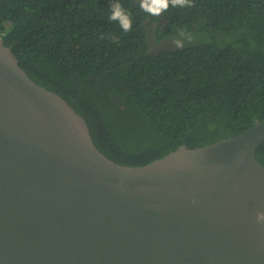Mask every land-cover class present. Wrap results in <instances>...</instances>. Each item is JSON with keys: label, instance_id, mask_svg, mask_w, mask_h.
<instances>
[{"label": "water", "instance_id": "obj_1", "mask_svg": "<svg viewBox=\"0 0 264 264\" xmlns=\"http://www.w3.org/2000/svg\"><path fill=\"white\" fill-rule=\"evenodd\" d=\"M263 141L264 118L118 162L0 34V264H264Z\"/></svg>", "mask_w": 264, "mask_h": 264}, {"label": "trees", "instance_id": "obj_2", "mask_svg": "<svg viewBox=\"0 0 264 264\" xmlns=\"http://www.w3.org/2000/svg\"><path fill=\"white\" fill-rule=\"evenodd\" d=\"M113 2L0 0L5 43L87 119L108 157L146 164L264 118V0H194L160 16L118 0L131 32L109 19ZM180 29L194 37L183 48ZM256 154L264 164V141Z\"/></svg>", "mask_w": 264, "mask_h": 264}, {"label": "clouds", "instance_id": "obj_3", "mask_svg": "<svg viewBox=\"0 0 264 264\" xmlns=\"http://www.w3.org/2000/svg\"><path fill=\"white\" fill-rule=\"evenodd\" d=\"M170 7L191 8L194 7V0H140V8L152 16H160ZM109 19L116 21L124 32H131L133 23L131 12L126 10L118 0L111 4ZM193 39L192 33L185 29H180L173 43L177 48H183L186 42H191ZM256 219L258 223L264 225V211L258 212Z\"/></svg>", "mask_w": 264, "mask_h": 264}]
</instances>
